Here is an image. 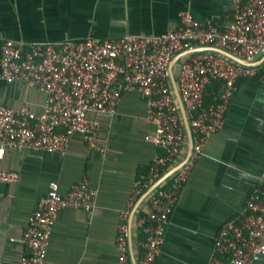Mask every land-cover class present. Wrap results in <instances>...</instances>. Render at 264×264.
Here are the masks:
<instances>
[{
	"label": "built area",
	"instance_id": "2783aa9c",
	"mask_svg": "<svg viewBox=\"0 0 264 264\" xmlns=\"http://www.w3.org/2000/svg\"><path fill=\"white\" fill-rule=\"evenodd\" d=\"M230 19L222 26L202 23L188 12L179 25L154 35H124L117 39L87 37L80 41L32 42L21 45L4 39L0 45V78L45 95L40 111L13 108L0 98V158L17 150L63 154L69 138L79 133L88 150L105 154L98 141V124L90 112L114 114L123 93L137 91L150 126L144 139L160 152L134 182L126 207L118 214L116 264L129 259V216L134 202L169 169L181 163L186 127L170 77L173 58L197 47L230 52L244 65L214 50H196L172 64L175 84L185 109L192 147L187 158L145 195L148 208L142 224L138 264H154L165 229L184 182L208 139L216 134L241 78L264 71V0H229ZM178 65L177 75L174 66ZM213 81L219 83L206 102ZM18 174L0 167V186ZM97 191L87 178L59 191L48 183L36 208L27 217L18 264H44L57 213L66 208L90 212ZM264 258V170L243 209L228 218L214 236L207 264H255Z\"/></svg>",
	"mask_w": 264,
	"mask_h": 264
},
{
	"label": "crops",
	"instance_id": "0c3cea01",
	"mask_svg": "<svg viewBox=\"0 0 264 264\" xmlns=\"http://www.w3.org/2000/svg\"><path fill=\"white\" fill-rule=\"evenodd\" d=\"M183 11L202 23L222 27L230 19V2L0 0V45L4 39L26 45L154 35L179 25ZM0 98L13 108L38 112L45 95L0 78ZM144 111L139 93L128 91L122 94L114 114L89 113L98 124V141L106 147L104 155L88 150L82 136L74 133L63 154L17 150L0 158L1 168L18 174L15 182L0 186V264H18L25 252L21 236L27 217L48 183L56 180L59 191L65 192L83 177L97 191L95 206L90 212L66 208L57 213L44 264H116L119 211L126 207L134 182L160 152L144 139L151 130ZM188 150L187 135L183 157ZM263 170L264 72L238 80L222 127L208 139L183 184L154 264H207L216 232L243 209ZM148 191L130 210L131 264H138L142 253ZM255 264H264V258Z\"/></svg>",
	"mask_w": 264,
	"mask_h": 264
},
{
	"label": "water",
	"instance_id": "95a60500",
	"mask_svg": "<svg viewBox=\"0 0 264 264\" xmlns=\"http://www.w3.org/2000/svg\"><path fill=\"white\" fill-rule=\"evenodd\" d=\"M196 50H214V51H218V52H220V53H222V54H224V55H226V56H228V57H230V58H232L233 60H235V61H237V62H239V63H241V64H244V65H256V64H258L259 62H260V60L262 59H260L259 60V62H246V61H244L243 59H241V58H239V57H237V56H235V55H233V54H231L230 52H228V51H226V50H223V49H221V48H217V47H213V46H204V47H197V48H195V49H193V50H187V51H183V52H181V53H179V54H177L174 58H173V60H172V62H171V65H170V67H169V69H170V77H171V81H172V84H173V87H174V90H175V96H176V98H177V101H178V104H179V107H180V110H181V113H182V117H183V121H184V124H185V127H186V131H187V135H188V140H189V150H188V153H187V155H186V157H185V159L187 158V156H188V154L190 153V151H191V147H192V139H191V132H190V128H189V124H188V119H187V117H186V114H185V109H184V107H183V104H182V102H181V99H180V96H179V94H178V91H177V88H176V84H175V78H174V75H173V72H172V64L180 57V56H182V55H185V54H188V53H190V52H193V51H196ZM184 159V160H185ZM183 160V161H184ZM182 161V162H183ZM181 162V163H182ZM181 163H179V164H177V165H175L173 168H171V169H169L167 172H165L152 186H151V188L149 189V191L151 190V189H153L160 181H162L163 179H165V178H167L175 169H177L178 167H179V165L181 164Z\"/></svg>",
	"mask_w": 264,
	"mask_h": 264
},
{
	"label": "trees",
	"instance_id": "16d2710c",
	"mask_svg": "<svg viewBox=\"0 0 264 264\" xmlns=\"http://www.w3.org/2000/svg\"><path fill=\"white\" fill-rule=\"evenodd\" d=\"M262 72H264V71H261L260 73H262ZM218 87H219V83L217 81H213L212 86L210 88V92L211 93L206 97V99H210L211 100L213 95H214V93H216V91L218 90ZM206 99H205V101L208 102Z\"/></svg>",
	"mask_w": 264,
	"mask_h": 264
},
{
	"label": "rangeland",
	"instance_id": "374dc122",
	"mask_svg": "<svg viewBox=\"0 0 264 264\" xmlns=\"http://www.w3.org/2000/svg\"><path fill=\"white\" fill-rule=\"evenodd\" d=\"M174 72L177 75V73H178V65L177 64L174 66Z\"/></svg>",
	"mask_w": 264,
	"mask_h": 264
}]
</instances>
